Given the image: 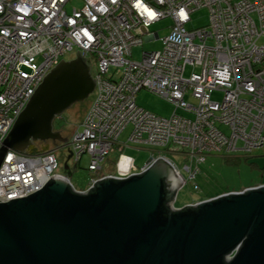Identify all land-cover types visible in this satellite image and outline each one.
<instances>
[{
	"label": "built area",
	"instance_id": "built-area-1",
	"mask_svg": "<svg viewBox=\"0 0 264 264\" xmlns=\"http://www.w3.org/2000/svg\"><path fill=\"white\" fill-rule=\"evenodd\" d=\"M71 1L0 0V148L45 77L76 50L75 59L78 51L81 57L85 53L96 99L72 135L68 153L77 165L88 155L96 177L80 191L56 173L55 150L34 156L8 150L0 165L1 204L28 199L51 179L87 193L98 181L141 175L162 159L182 181L176 164L162 156L140 169L127 158L115 173L102 174V163L128 126L130 143L185 151L190 181L206 155H249L264 147V0H81L80 8L68 12ZM201 9L209 11L208 25L188 30L191 15ZM167 18L173 24L166 37L149 31ZM146 35L163 48L133 61V49L143 46ZM187 67L194 69L188 78ZM142 91L171 103L174 114L165 118L139 106L136 97ZM215 93L223 94L222 101L213 99Z\"/></svg>",
	"mask_w": 264,
	"mask_h": 264
},
{
	"label": "water",
	"instance_id": "water-1",
	"mask_svg": "<svg viewBox=\"0 0 264 264\" xmlns=\"http://www.w3.org/2000/svg\"><path fill=\"white\" fill-rule=\"evenodd\" d=\"M77 55L37 88L0 148V165L8 150L25 155L38 142L68 143L54 123L96 87L85 53ZM171 178L174 169L162 159L141 175L98 181L87 193L51 179L28 199L0 203V264H225L240 245L228 264H264V187L166 218L164 201L174 203L177 194L164 190Z\"/></svg>",
	"mask_w": 264,
	"mask_h": 264
},
{
	"label": "rangeland",
	"instance_id": "rangeland-1",
	"mask_svg": "<svg viewBox=\"0 0 264 264\" xmlns=\"http://www.w3.org/2000/svg\"><path fill=\"white\" fill-rule=\"evenodd\" d=\"M236 2L242 0H235ZM81 7V0H72L66 10L71 12L73 8ZM209 11L207 9H201L194 12L191 15L192 21L188 24L187 29H200L208 25ZM173 21L169 18L157 22L150 28L151 33H159L160 39L166 37L169 33V29ZM264 41V40H263ZM163 48V44L160 40H152L150 36H145L143 46L133 49L132 60L141 62L143 54L145 52L160 51ZM76 57V50L63 58L64 61L70 62ZM93 73L96 72V66H92ZM262 68H264V63ZM191 68H188L187 77L190 74ZM199 71V68L196 69ZM96 99V93L94 92L83 102L75 104L71 109L66 111L62 116L57 118L54 123V127L58 132H62L64 138L70 140L72 135L80 128L84 117L94 103ZM213 99L216 101H222L223 94L215 93ZM137 104L147 110H150L162 117H170L174 113V106L168 101L150 94L146 91L140 92L137 97ZM178 113L181 114V111ZM223 130L228 133L226 128ZM132 132L130 126L122 133L119 139V145H122L124 154H132L135 157L137 165L141 162H147L152 156L158 157L163 155L165 159L170 160L176 164L184 181L186 183L182 185L176 192V199L174 202V209L182 210L185 207H189L190 204L199 202L204 203L209 201L207 199L219 198L226 194H233L247 189L255 187L264 183V147L258 148L253 151L252 154L244 153H212L206 155V161L199 167V173L195 180H189V174L185 171L186 166L191 165L190 157L185 151L179 150L175 146L170 148H153L147 145H136L128 143L129 136ZM40 148H47L48 151L55 150L59 162V168L56 171L58 175L68 179L70 182L80 191H85L88 188L90 180L95 176L89 171L90 158L88 155H84L79 165L76 164L74 159L68 160V149L63 144L52 145L51 143H35ZM119 148L114 147L110 156L102 163V167L105 170L104 173H112L116 164L119 161L120 151ZM68 164L69 170H65V165ZM115 171V169H114ZM215 199V198H213ZM212 200V199H211Z\"/></svg>",
	"mask_w": 264,
	"mask_h": 264
},
{
	"label": "crops",
	"instance_id": "crops-1",
	"mask_svg": "<svg viewBox=\"0 0 264 264\" xmlns=\"http://www.w3.org/2000/svg\"><path fill=\"white\" fill-rule=\"evenodd\" d=\"M188 68H191V67H187V69L185 70V74H184V76L186 77V78H188L192 73H193V71H194V69L193 68H191V71H190V74L188 75V77L186 76L187 75V71H188ZM196 70V69H195ZM149 93V92H148ZM151 94V93H150ZM154 95V94H153ZM158 97V96H157ZM162 99V98H161ZM187 99L191 102V103H193V104H196L195 103V101L190 97V96H188L187 97ZM145 109V108H144ZM147 110V109H146ZM148 111H150V110H148ZM174 111H175V107H174ZM150 112H152V111H150ZM152 113H154V112H152ZM155 115H158V114H156V113H154ZM174 114V113H173ZM172 114V115H173ZM158 116H160V115H158ZM162 117V116H161ZM171 117V116H170ZM170 117H165V118H170ZM188 118H191V116L190 115H188ZM131 127V126H130ZM131 129H132V127H131ZM221 130H223V128H221ZM224 131V130H223ZM131 135V134H130ZM129 139H130V136H129ZM128 143H130L129 141H128ZM116 148H119L118 150L120 151V155H119V161H118V163L120 162V161H123L124 159H130L132 162H133V164H134V166L137 168V169H140V168H143V167H145L146 165H148L149 163H150V161H151V159L154 157V155L152 156V158H150L147 162H141L140 163V165H137V163H136V160H135V157L132 155V154H124L123 153V148H122V145H119V144H117L116 146H115ZM236 153H242V152H236ZM159 156H162V157H164L163 155H159ZM170 161V160H169ZM117 163V164H118ZM117 164H116V166H115V171H114V169L112 170V173H110V172H108V173H104V169H103V167H102V174H113V173H115L116 172V170H117ZM180 175H181V180L183 181V183H182V181H180L178 178H171L167 183H168V186H171V188L174 190V191H177L179 188H181V187H183L182 185H184L185 183H186V181H184V178H183V176H182V173L180 172ZM262 185H264V183H262V184H259V185H257V186H255V187H259V186H262ZM250 188H252V187H250ZM248 189V188H247ZM176 199V198H175ZM201 204V203H200ZM173 205H174V203H173ZM194 205H199V202H196V203H192V204H190V206H194ZM175 206V205H174ZM173 206V207H174ZM189 206V207H190ZM186 208V207H185ZM184 209V208H183ZM175 211H179V210H176L175 209Z\"/></svg>",
	"mask_w": 264,
	"mask_h": 264
},
{
	"label": "trees",
	"instance_id": "trees-1",
	"mask_svg": "<svg viewBox=\"0 0 264 264\" xmlns=\"http://www.w3.org/2000/svg\"><path fill=\"white\" fill-rule=\"evenodd\" d=\"M42 144H44V143H42ZM45 152H48V149L45 147V148H40V147H38L36 144H33L28 150H27V152H26V155H31V156H34V155H38V154H41V153H45ZM198 176V175H197ZM196 176V177H197ZM196 179V178H195ZM194 179V180H195ZM168 183L166 182L165 183V188H164V190H165V192H166V194L168 195L171 191H169V189H168ZM245 189H243L242 191H244ZM70 191L71 192H73L71 189H70ZM242 191H240V192H242ZM216 197L217 196H215V197H213V198H215L216 199ZM213 198H209V199H207V200H211V199H213ZM221 199V198H220ZM217 200H219V199H217ZM217 200H213V201H217ZM198 210H199V207L198 206H193V207H189L188 209H182V210H179V211H174L173 210V199H168V198H166L165 199V201H164V204H163V208H162V211H161V217H166L167 218V216L169 215V214H171V212H174L173 214L174 215H178V214H190V213H192V214H196L197 212H198ZM224 263L225 264H228V262L226 261V257H225V259H224Z\"/></svg>",
	"mask_w": 264,
	"mask_h": 264
},
{
	"label": "flooded vegetation",
	"instance_id": "flooded-vegetation-1",
	"mask_svg": "<svg viewBox=\"0 0 264 264\" xmlns=\"http://www.w3.org/2000/svg\"><path fill=\"white\" fill-rule=\"evenodd\" d=\"M56 120H57V119H56ZM54 131H55V132H58L59 130H56L55 127H54ZM60 133H61V135L63 136V133H62V132H60ZM63 138H64V136H63ZM64 139H65V138H64ZM69 141H70V140H68V143L65 145V146L67 147V149H68ZM47 142H48V143H51L52 145H55V146L61 143V142H58V141H57V142L47 141ZM47 142H44V143H47ZM61 144H63V143H61ZM68 154H69V153H68ZM69 155H70V154H69ZM68 158H69V157H68ZM71 159H72V158H71ZM168 188L170 189L171 186H169Z\"/></svg>",
	"mask_w": 264,
	"mask_h": 264
}]
</instances>
